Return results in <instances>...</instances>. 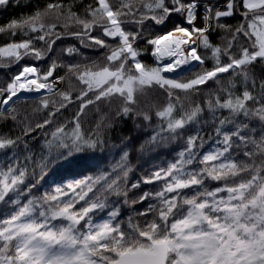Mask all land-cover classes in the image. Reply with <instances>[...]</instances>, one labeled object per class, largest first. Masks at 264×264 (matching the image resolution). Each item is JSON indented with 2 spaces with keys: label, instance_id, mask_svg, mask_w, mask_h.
<instances>
[{
  "label": "snow or ice",
  "instance_id": "obj_1",
  "mask_svg": "<svg viewBox=\"0 0 264 264\" xmlns=\"http://www.w3.org/2000/svg\"><path fill=\"white\" fill-rule=\"evenodd\" d=\"M9 6L32 10L0 24V69L37 63L0 85V264H264V0ZM157 92L153 117L144 104ZM104 107L111 118L85 128ZM129 120L149 133L137 151L178 144L174 159L133 178L129 135L102 167ZM81 165L96 174L39 189Z\"/></svg>",
  "mask_w": 264,
  "mask_h": 264
},
{
  "label": "trees",
  "instance_id": "obj_2",
  "mask_svg": "<svg viewBox=\"0 0 264 264\" xmlns=\"http://www.w3.org/2000/svg\"><path fill=\"white\" fill-rule=\"evenodd\" d=\"M214 1V0H212ZM27 2V0H25ZM52 2V0H32L33 5H39L40 7H43L46 3ZM67 2V0H65ZM93 0H84V3H92ZM219 2L222 4L223 0H219ZM32 9H21V8H15L12 6H9L6 10H0V24L5 23L7 20L10 18H18L21 13H27L30 12ZM75 10H80V5L77 4L75 6ZM232 23H235V21H232ZM172 27L171 24L168 25V29ZM98 34V33H93ZM155 34V33H154ZM220 33H216L212 37V41L215 44H220L222 41L219 39ZM16 40L21 39V37L17 36L15 37ZM8 42L7 37L5 36H0V45H3ZM58 44L60 43L59 41L57 42ZM67 43H75V41H67ZM143 42H141V47H143ZM150 47V46H149ZM87 51V50H86ZM103 51V50H101ZM203 53V50H201ZM91 54V53H90ZM99 53H96L98 55ZM210 55V53L205 54ZM141 59L148 63V64H153V58L151 57L150 54H145L141 57ZM37 62L30 59L26 58L25 60H22L20 64H36ZM20 64H17L11 68H5V69H0V85L5 84L10 78L11 74L18 71L20 68ZM39 65L41 66L42 69H46L48 64L45 61H40ZM205 67H211V61L208 60L205 64ZM200 69L197 68L196 71H199ZM261 71V68L259 64L256 66V72L259 74ZM227 81H225V84ZM215 87V86H213ZM202 102V100H201ZM166 104V97L163 95H160L158 92L151 94L148 98L147 101L144 104L145 110H150L151 114L154 117V113L156 110V107H152L153 105L155 106H162ZM117 105H113V108H115ZM22 112H31L33 105L31 104H20L17 106ZM75 109H73V112ZM113 113H109V109L107 107H104L101 112H93L87 119V122L85 123L84 127L85 128H91L95 127L96 122L100 119L101 115H104L106 119H110L111 115ZM67 116H71L72 112H67ZM42 117L37 115L34 117V119H41ZM205 118H207V114H205ZM63 119V117H61ZM153 122H155V118L153 119ZM136 123H142V121H137L133 122L131 120L124 122L121 125H118L111 133V143L107 144L103 150V158L101 161L102 167H105L107 165V161L112 159L113 156L119 155L120 148H113L112 144H119L120 143V137L121 136H132V144H133V150L130 155V160L132 162L133 168L135 170L134 172V177H137L141 175L143 172H148L151 171L155 168L161 167V166H166V164L169 161H172L175 157V152L178 150L179 145H171L167 146L165 148H160L156 149L154 151H148L145 149L143 152H139L136 150L138 145L149 135V133L138 131L135 128ZM205 131V139H207V134L211 132V127H206L204 129ZM44 139L43 136L39 138L37 141H31L30 146L37 152H40L41 149V141ZM213 146V142L209 141L208 143L205 144L204 148L201 149V152H207L211 147ZM100 155V153H98ZM90 167V165H81L79 167L73 168L70 172L59 169L56 171H49L47 175L44 176L43 179L40 180L39 182V189L43 192H48L53 190L54 186V181L59 183L63 177H67V179L64 181L65 183L68 182V180H71L72 178L75 179H81L84 178L88 175H95V172H90L87 171L86 169ZM31 172V168L29 169ZM36 175L37 177L40 176V169H36ZM215 186V184H213ZM146 187H153V186H146ZM190 191V190H188ZM79 207V205H77ZM137 207H143V205H138ZM94 220L99 222L101 220V217L99 215L94 216Z\"/></svg>",
  "mask_w": 264,
  "mask_h": 264
},
{
  "label": "rangeland",
  "instance_id": "obj_3",
  "mask_svg": "<svg viewBox=\"0 0 264 264\" xmlns=\"http://www.w3.org/2000/svg\"><path fill=\"white\" fill-rule=\"evenodd\" d=\"M213 3H216L217 2V0H214V1H212Z\"/></svg>",
  "mask_w": 264,
  "mask_h": 264
},
{
  "label": "bare ground",
  "instance_id": "obj_4",
  "mask_svg": "<svg viewBox=\"0 0 264 264\" xmlns=\"http://www.w3.org/2000/svg\"><path fill=\"white\" fill-rule=\"evenodd\" d=\"M198 27L200 26L199 24L197 25ZM195 63V62H194ZM197 69V68H196Z\"/></svg>",
  "mask_w": 264,
  "mask_h": 264
}]
</instances>
